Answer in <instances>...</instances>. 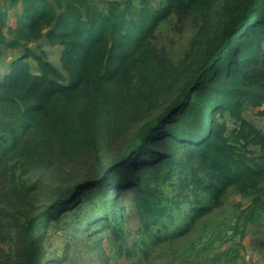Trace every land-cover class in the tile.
Segmentation results:
<instances>
[{
	"label": "trees",
	"instance_id": "16d2710c",
	"mask_svg": "<svg viewBox=\"0 0 264 264\" xmlns=\"http://www.w3.org/2000/svg\"><path fill=\"white\" fill-rule=\"evenodd\" d=\"M153 1L8 0L9 9L21 6L11 38L0 6V62L22 51L0 73V264H43L44 219L104 199L111 210L93 211L86 231L110 230L118 243L129 210L112 204L127 195L156 247L204 223L197 240L177 246L183 264H209L213 240L264 217V132L243 115L247 103L264 106V0ZM196 11L204 15L199 38L172 67L151 41L173 14ZM45 36L63 46L61 68L29 45ZM70 166L85 177L68 183ZM55 181L50 202L32 199ZM163 184L179 192L170 196ZM233 191L249 204L211 228Z\"/></svg>",
	"mask_w": 264,
	"mask_h": 264
},
{
	"label": "rangeland",
	"instance_id": "374dc122",
	"mask_svg": "<svg viewBox=\"0 0 264 264\" xmlns=\"http://www.w3.org/2000/svg\"><path fill=\"white\" fill-rule=\"evenodd\" d=\"M7 1L0 0V6L6 3L8 14L4 31L10 35L9 28L17 26L16 17L21 6L18 9H9ZM107 1L110 0H89L91 4H98L100 6H104ZM133 1L135 4H139L140 0ZM153 4L155 6L159 5L157 0H154ZM203 23L204 15L201 12L196 11L183 16L173 14L159 26L155 38L151 41L152 46L170 66L180 68L191 55L194 41L198 40ZM46 31L48 32V30ZM9 37L11 38L12 35ZM29 45L38 53L44 50L47 53L48 59L61 68L62 45L52 44L47 36L36 42H31ZM21 53L22 51L18 49L6 51L5 57L0 62V73L2 75L9 72L11 60ZM32 65L37 70L36 63L32 61ZM171 99L172 97L162 100L161 105H157V108L153 112L147 114L136 123L134 128L125 133L134 134L144 122L160 114L164 109L163 107ZM263 108L264 106L253 107L247 103L243 115L264 132V114H260ZM228 121L229 128L233 129L236 124L231 118ZM125 138L114 140L113 144L111 143L110 145H119L125 141ZM251 149L256 152L258 151L257 147H252ZM64 170L66 172L63 174V177L66 178L68 183H74L76 180L85 177L81 170L73 166L66 167ZM36 179V176L32 177V181ZM179 179L180 175H177L175 182L178 183ZM56 185H59L57 181L45 189L39 186L37 194L32 199L37 202L42 201V203L50 202L53 199L52 190ZM162 188L170 196L179 192L178 189L176 190L167 184H163ZM129 196H126L128 201L126 203H122L120 199H117L116 203L112 204L113 206L122 205L123 211L129 210L126 222L123 224L124 234L120 243L116 241L115 235L110 230L107 231L105 229L96 235H89V231H86L92 225L89 215L97 213L93 211L100 210L102 205L107 210H111L110 205L105 204L106 199H104V202L102 201V204L98 202L95 206L85 205L77 211H63L61 221H55L48 217L44 219L38 233L42 256L45 258L43 264L48 260H54L50 264H183L178 258L180 251L177 246L184 245V242L185 244H190L187 241L192 239L197 240L199 234H204V223L197 226L196 231L187 237V239L179 240L175 244L164 245L161 248L156 247L154 246L153 239L141 230V220L138 218L136 210L130 208L132 203L129 200ZM248 204L249 199L233 191L228 196L224 209L220 212L218 218L211 221V228L215 226L216 221H223L229 218L230 213H233L232 211L236 207L243 208ZM115 216H119L118 212H115ZM87 220H89L88 224L83 225ZM48 223L49 225H47ZM254 223L241 226L240 231L234 236L228 235L224 239L213 240L211 250L208 252L211 259L209 264H264V217L262 219L259 218ZM205 240L206 238H203L199 244L204 245ZM233 249H236V251H233Z\"/></svg>",
	"mask_w": 264,
	"mask_h": 264
},
{
	"label": "bare ground",
	"instance_id": "6f19581e",
	"mask_svg": "<svg viewBox=\"0 0 264 264\" xmlns=\"http://www.w3.org/2000/svg\"><path fill=\"white\" fill-rule=\"evenodd\" d=\"M199 110V109H198ZM203 116V115H202ZM204 117V116H203ZM255 224V223H254Z\"/></svg>",
	"mask_w": 264,
	"mask_h": 264
}]
</instances>
